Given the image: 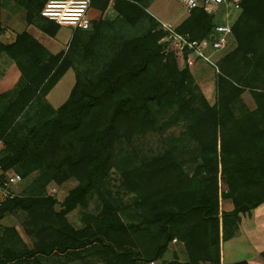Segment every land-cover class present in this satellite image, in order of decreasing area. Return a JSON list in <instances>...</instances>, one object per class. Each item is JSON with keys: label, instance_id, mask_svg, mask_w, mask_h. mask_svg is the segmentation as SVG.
<instances>
[{"label": "trees", "instance_id": "obj_1", "mask_svg": "<svg viewBox=\"0 0 264 264\" xmlns=\"http://www.w3.org/2000/svg\"><path fill=\"white\" fill-rule=\"evenodd\" d=\"M47 1L0 0V13L12 5L53 38L60 26L40 15ZM152 1L92 0L102 17L73 30L57 54L26 31L0 42L20 73L0 93V165L26 181L0 206V220L23 210L32 241L0 227V264H224L222 244L237 236L242 215L264 204V0L240 2L236 47L217 60L213 105L188 66L165 51ZM108 10L113 17H104ZM213 24L196 8L175 31L200 41ZM69 70L75 84L54 108L46 97ZM112 172L129 201L112 190ZM67 181L76 185L62 202L47 195L51 183ZM92 201L94 212L76 229L67 215ZM174 240L185 260L166 259Z\"/></svg>", "mask_w": 264, "mask_h": 264}, {"label": "rangeland", "instance_id": "obj_2", "mask_svg": "<svg viewBox=\"0 0 264 264\" xmlns=\"http://www.w3.org/2000/svg\"><path fill=\"white\" fill-rule=\"evenodd\" d=\"M110 10V9H109ZM104 12V17H113V14L110 11ZM148 11L152 13L156 19H160L165 22L172 23L173 25L177 26L178 22L181 20V18L185 15V13L188 16V13L186 12L185 6L182 3L181 0H153ZM220 11H223V9H220ZM92 20H98L100 17H102V14L99 10L93 9L92 11ZM21 15V14H20ZM237 14H233L231 16L230 21L231 23L234 22V19ZM180 19V20H179ZM21 24L25 31V28L27 27L26 22H24V19L21 18ZM73 34V28L70 26H61L55 36L54 42H57V47H62L64 49ZM54 38V37H53ZM236 47L235 40L231 37L228 39V44L226 48V52H229L233 50ZM66 49V48H65ZM173 53L176 58V62L179 67H184L185 65L188 66V68L191 71V74L194 78V81L196 85L200 88L202 94L206 98V100L211 104H215L217 102V87H216V79L217 74L215 68L203 61L201 58L197 57L195 54H193L191 51L187 49H182L181 47L177 45L172 46ZM187 53V58L183 57V53ZM206 55H208L214 62L217 64V60L223 55V52H212L210 48L205 50ZM8 62H11L10 60ZM75 73L73 70H69L65 73V75L62 77V79L58 82V84L50 91L48 96L46 97L47 101L53 106L54 108H58L60 105L64 103V101L68 98L69 93L71 89L73 88L75 84ZM243 100L247 104V106L251 109L254 108V102L248 92H245L243 94ZM174 131L175 134L179 132L177 128L171 129L169 132ZM154 141V140H153ZM109 183L112 187V190L114 192H118L124 200L129 201L130 198L125 194L124 191L120 189V180L119 177L115 172H112L109 178ZM26 181L19 184L17 187L14 188V192L17 195H20L21 191L25 188ZM76 185V182L74 181H67L63 183L62 185H57L55 183H51L47 187V195L51 198L56 199L58 202H62L64 198L67 196L68 192ZM223 209L229 210L231 208V203L229 200H225L223 202ZM58 206H56V209L58 210ZM95 204L94 201L90 202L87 209L77 208L73 212L69 214V223L74 227H82L84 223L85 215L92 214L94 212ZM252 212V211H251ZM28 221V217L26 212L20 209H16L10 213H7L4 218L0 222L1 228H13L16 230L17 234L21 238V240L28 246H31V239L25 235L23 230V224ZM2 229H0V243L2 241ZM181 246L176 243H171L169 246V252L167 253L166 259H171L172 254L176 253L177 257L181 259H186L185 253L182 250H179V247ZM244 250L239 257H242L241 259H245L249 257L251 254H249V248L246 247V245L241 246ZM181 252V254H180ZM264 261H253V264H264ZM45 264V263H44ZM46 264H82L80 261H68L67 259H60L58 262V259H55V262L51 263L48 262ZM152 264V263H151ZM154 264V263H153Z\"/></svg>", "mask_w": 264, "mask_h": 264}, {"label": "built area", "instance_id": "obj_3", "mask_svg": "<svg viewBox=\"0 0 264 264\" xmlns=\"http://www.w3.org/2000/svg\"><path fill=\"white\" fill-rule=\"evenodd\" d=\"M181 1L187 13L193 9L201 8L213 18V22L215 20V23L207 38L198 41L191 40L188 35L177 33L175 25L172 23L158 20L161 29L166 33V36L161 40L165 45V51L172 50V46L177 45L182 49L191 51L203 61L211 64L218 72L216 62L206 55L205 50L210 48L212 52L219 53L226 50L228 39L232 37V25L234 23H231L230 18L233 14H239L241 0ZM91 3L92 0H48L43 6L40 15L60 27L70 26L73 30H88L92 22L91 12L93 8ZM109 4L112 5L113 0H109ZM220 9H223V11H220ZM22 181V177L19 174L3 170L0 165V206L6 200H11L17 196L14 188L21 184ZM175 242L174 240L173 243Z\"/></svg>", "mask_w": 264, "mask_h": 264}, {"label": "crops", "instance_id": "obj_4", "mask_svg": "<svg viewBox=\"0 0 264 264\" xmlns=\"http://www.w3.org/2000/svg\"><path fill=\"white\" fill-rule=\"evenodd\" d=\"M92 15L93 14L91 12V16ZM186 17L187 14L185 13V15L181 18V20L179 19L180 21L178 22V24H180ZM21 18L24 19L23 13L14 9L12 5H9L8 7L1 10L0 13L1 43L3 44L12 43L15 39L16 34L23 32L22 30L24 29L21 24ZM157 20L160 19L157 18ZM25 31L28 32L30 35H32L36 40H38L52 54H57L60 51L65 50V48L67 47L66 46L64 49H62V47H57V42H54V40H56L55 37L54 38L49 37L48 35L39 31L34 26L27 25ZM8 61L9 60L4 55H0V93L13 88L20 77V73L17 67L15 66V64ZM1 148L2 145L0 143V150ZM69 214L67 215V219H69L68 218ZM75 228L78 229L79 227H75ZM242 245L244 246L246 245V247L249 248L248 253L251 254L249 257L245 259H241L242 257H239L240 254L244 251L241 247ZM178 247L179 250H182V246H178ZM262 251H264V204L257 207L251 213L241 216V221L239 224V231L237 236L222 244L223 263L229 264V263L245 260L249 264H253V261H259V260L263 261L260 258V253ZM181 260H185V259L183 258Z\"/></svg>", "mask_w": 264, "mask_h": 264}]
</instances>
